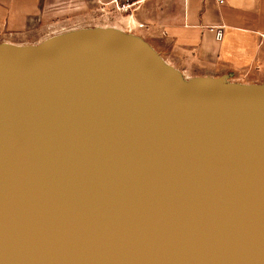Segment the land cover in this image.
Here are the masks:
<instances>
[{"label":"water","instance_id":"water-1","mask_svg":"<svg viewBox=\"0 0 264 264\" xmlns=\"http://www.w3.org/2000/svg\"><path fill=\"white\" fill-rule=\"evenodd\" d=\"M0 264H264V87L119 32L1 50Z\"/></svg>","mask_w":264,"mask_h":264},{"label":"crops","instance_id":"crops-1","mask_svg":"<svg viewBox=\"0 0 264 264\" xmlns=\"http://www.w3.org/2000/svg\"><path fill=\"white\" fill-rule=\"evenodd\" d=\"M118 1L135 3L132 14L119 12L118 29L152 49L183 79L264 87V0Z\"/></svg>","mask_w":264,"mask_h":264},{"label":"rangeland","instance_id":"rangeland-1","mask_svg":"<svg viewBox=\"0 0 264 264\" xmlns=\"http://www.w3.org/2000/svg\"><path fill=\"white\" fill-rule=\"evenodd\" d=\"M112 2L0 0V30L9 23L6 32L0 31V51L20 53L41 49L66 36L84 32H119L125 35L118 29L123 16Z\"/></svg>","mask_w":264,"mask_h":264},{"label":"built area","instance_id":"built-area-1","mask_svg":"<svg viewBox=\"0 0 264 264\" xmlns=\"http://www.w3.org/2000/svg\"><path fill=\"white\" fill-rule=\"evenodd\" d=\"M217 1H218V3L220 5H223L226 2V0H217ZM112 3L115 5V8H116V10L118 12L124 13V14H132L133 7L135 6V3H130L129 1H126L124 3H121L118 0H114ZM140 26L143 27V25H140ZM222 38H223V34L220 31L217 34V39L218 40H221Z\"/></svg>","mask_w":264,"mask_h":264},{"label":"bare ground","instance_id":"bare-ground-1","mask_svg":"<svg viewBox=\"0 0 264 264\" xmlns=\"http://www.w3.org/2000/svg\"><path fill=\"white\" fill-rule=\"evenodd\" d=\"M13 44V43H12Z\"/></svg>","mask_w":264,"mask_h":264}]
</instances>
